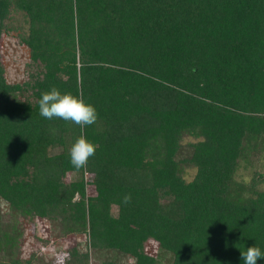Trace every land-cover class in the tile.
I'll return each mask as SVG.
<instances>
[{
	"label": "trees",
	"instance_id": "1",
	"mask_svg": "<svg viewBox=\"0 0 264 264\" xmlns=\"http://www.w3.org/2000/svg\"><path fill=\"white\" fill-rule=\"evenodd\" d=\"M14 12L40 69L8 81L0 48V264H242L241 250L264 252V0H0V43ZM53 87L97 121L43 118ZM81 135L97 147L76 169ZM40 221L45 243L78 237L61 261L25 256Z\"/></svg>",
	"mask_w": 264,
	"mask_h": 264
},
{
	"label": "clouds",
	"instance_id": "2",
	"mask_svg": "<svg viewBox=\"0 0 264 264\" xmlns=\"http://www.w3.org/2000/svg\"><path fill=\"white\" fill-rule=\"evenodd\" d=\"M39 114L46 120L61 119L81 128L93 125L98 119L94 105L85 102L80 96L62 93L55 87L42 93L39 99ZM96 147L85 136L78 137L69 152L72 166L76 169L85 168L89 158L95 155ZM123 200L125 204L129 203L131 195L126 194ZM262 258L264 252L256 246H250L240 252L242 264H258Z\"/></svg>",
	"mask_w": 264,
	"mask_h": 264
},
{
	"label": "rangeland",
	"instance_id": "3",
	"mask_svg": "<svg viewBox=\"0 0 264 264\" xmlns=\"http://www.w3.org/2000/svg\"><path fill=\"white\" fill-rule=\"evenodd\" d=\"M22 27L24 29L27 27L24 16L22 13L14 12L13 18L9 21V31L4 34L3 40L0 43V48L3 54V63L6 69V77L8 81L12 83L23 82L24 80L28 79L29 73H31V71L34 73L40 69L36 66L29 67L27 65L30 60L29 49L20 41L19 38V33L21 32ZM241 172L244 171L242 170ZM194 173L195 170H190L189 174L187 175L188 179H191L194 176ZM243 174H245V177L249 176L246 172ZM49 233L50 228L48 224L45 221H40L38 228L36 227L30 231L26 237L25 256L30 254L29 249L34 248L35 250H39L40 253H43L47 259L55 257L57 261H61L65 254L66 248L73 246L78 240L77 236L71 235L56 242L54 240L49 241V243L43 242L41 238H48ZM33 234H36L35 238L32 237Z\"/></svg>",
	"mask_w": 264,
	"mask_h": 264
}]
</instances>
